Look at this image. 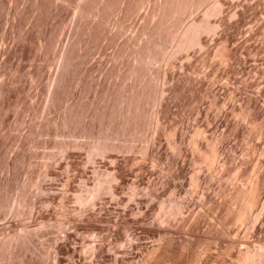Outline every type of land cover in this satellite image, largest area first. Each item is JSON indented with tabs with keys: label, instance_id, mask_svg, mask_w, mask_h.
<instances>
[{
	"label": "rangeland",
	"instance_id": "374dc122",
	"mask_svg": "<svg viewBox=\"0 0 264 264\" xmlns=\"http://www.w3.org/2000/svg\"><path fill=\"white\" fill-rule=\"evenodd\" d=\"M162 1L0 0V264L264 252V0Z\"/></svg>",
	"mask_w": 264,
	"mask_h": 264
},
{
	"label": "bare ground",
	"instance_id": "6f19581e",
	"mask_svg": "<svg viewBox=\"0 0 264 264\" xmlns=\"http://www.w3.org/2000/svg\"><path fill=\"white\" fill-rule=\"evenodd\" d=\"M193 1L195 3H193ZM210 2V4L208 5L207 8H205L206 10L204 11V16L203 18L199 21V23H191L189 25H187V27H185L184 30H182L183 32L178 35L176 33V36L174 33L173 34H168V36L172 39V40H175L177 39V46H178V49L181 50H186L187 48L189 47H192L194 48L195 45L199 44L198 42V37L199 35L202 33V35L204 33H210V32H214L215 31L213 30V26L210 24V22H208V18H210L211 16H215L214 14H218L219 12V7L221 4H219V2L217 0H163L161 2V5H159V11L162 12V14L165 16L168 14L169 15H172V14H178V12L180 13V11H184V10H187L188 11V8H192L191 6L193 7H200V6H203L204 4H206V2ZM222 7V6H221ZM157 9V8H156ZM195 9V8H194ZM197 10V9H196ZM195 11V10H193ZM186 12V11H184ZM159 13V12H158ZM175 14V16H176ZM182 14V13H181ZM184 14V13H183ZM188 14V13H187ZM174 16V15H173ZM178 16V15H177ZM160 17V15H159ZM171 17V16H170ZM164 18V17H163ZM172 18V17H171ZM168 19V18H167ZM170 19V18H169ZM174 19V18H172ZM179 19V18H178ZM208 20V21H207ZM168 21V20H167ZM173 21V20H172ZM164 22V21H162ZM175 22V21H174ZM178 22V21H177ZM175 22V23H177ZM174 23V24H175ZM173 23H171L172 25ZM158 25V24H157ZM160 25H162L160 23ZM164 25V24H163ZM162 25V26H163ZM178 25V24H177ZM159 26V25H158ZM173 26V25H172ZM160 27V26H159ZM165 27V26H164ZM217 27V26H215ZM170 28V27H169ZM158 29V28H157ZM167 30V29H165ZM164 31V30H163ZM169 31V30H168ZM171 31V29H170ZM178 31V30H177ZM157 32V31H155ZM160 35V34H159ZM212 35V34H211ZM162 36V35H160ZM167 36V35H166ZM177 37V38H176ZM175 38V39H174ZM201 38V37H200ZM168 39V38H167ZM170 40V39H169ZM173 42V41H172ZM200 45V44H199ZM176 46V47H177ZM194 46V47H193ZM148 52V51H147ZM190 188V187H189ZM190 193V192H189ZM173 197V196H172ZM175 197V196H174ZM180 198V197H179ZM255 198V197H254ZM258 198V197H257ZM259 199V198H258ZM255 200V199H253ZM178 201V200H177ZM256 201V200H255ZM252 202V201H251ZM258 202V201H257ZM264 203V202H263ZM262 203V204H263ZM250 204V203H249ZM256 205V204H255ZM252 206V204H251ZM262 206V205H261ZM161 207V206H160ZM163 207V205H162ZM161 207V208H162ZM250 207V205H249ZM173 208V207H172ZM171 208V210H172ZM165 209V208H164ZM264 209V208H263ZM174 210V209H173ZM176 210V209H175ZM178 210H179V207H178ZM168 211V214H169V210ZM177 211V210H176ZM182 211V210H181ZM173 212V211H172ZM164 214V213H162ZM166 215V214H165ZM178 215V214H177ZM171 216V215H170ZM174 216V215H173ZM172 217V216H171ZM179 217V216H178ZM176 218V217H175ZM168 218H163V220H165ZM170 220V218H169ZM247 249V247H246ZM249 249V248H248ZM262 250V249H261ZM256 251H257V248H256ZM256 251H252L250 252L249 250L248 251H245L241 257H240V263L239 264H264V252H256Z\"/></svg>",
	"mask_w": 264,
	"mask_h": 264
}]
</instances>
